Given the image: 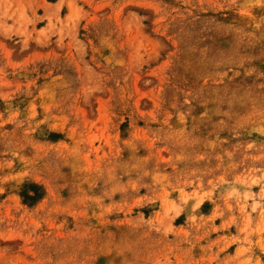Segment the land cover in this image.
Instances as JSON below:
<instances>
[{"label": "rangeland", "instance_id": "rangeland-1", "mask_svg": "<svg viewBox=\"0 0 264 264\" xmlns=\"http://www.w3.org/2000/svg\"><path fill=\"white\" fill-rule=\"evenodd\" d=\"M0 264H264V0H0Z\"/></svg>", "mask_w": 264, "mask_h": 264}, {"label": "trees", "instance_id": "trees-1", "mask_svg": "<svg viewBox=\"0 0 264 264\" xmlns=\"http://www.w3.org/2000/svg\"><path fill=\"white\" fill-rule=\"evenodd\" d=\"M29 188H31L34 193H29ZM21 195L25 202L27 203H33L42 195V190L40 189V186L34 183H26L24 185V189L21 191Z\"/></svg>", "mask_w": 264, "mask_h": 264}]
</instances>
